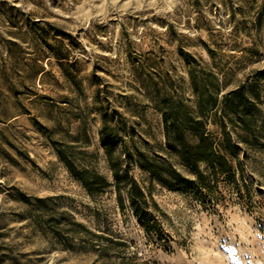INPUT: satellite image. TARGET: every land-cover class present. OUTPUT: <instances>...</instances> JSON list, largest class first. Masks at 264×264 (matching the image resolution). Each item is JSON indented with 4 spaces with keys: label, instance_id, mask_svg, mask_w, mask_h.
<instances>
[{
    "label": "rangeland",
    "instance_id": "obj_1",
    "mask_svg": "<svg viewBox=\"0 0 264 264\" xmlns=\"http://www.w3.org/2000/svg\"><path fill=\"white\" fill-rule=\"evenodd\" d=\"M193 61L222 93L253 83L264 70V0H0V264H111L90 243L53 237L50 215L120 236L138 264H264V140L249 145L226 122L237 186L219 180L211 202L134 167L164 214L151 233L112 188L89 196L55 151L53 142L68 146L77 167L111 180L99 140L106 112L127 144L193 177L165 153L156 105L172 94L194 107ZM219 124L209 112L215 141Z\"/></svg>",
    "mask_w": 264,
    "mask_h": 264
},
{
    "label": "trees",
    "instance_id": "obj_2",
    "mask_svg": "<svg viewBox=\"0 0 264 264\" xmlns=\"http://www.w3.org/2000/svg\"><path fill=\"white\" fill-rule=\"evenodd\" d=\"M188 77L194 107L172 94L160 95L156 105L162 117L164 151L169 158L187 168L193 176L191 178L179 173L173 163L142 152L132 141L129 144L123 141L119 126L108 121L106 112H102L99 140L111 171V180L93 170L77 167L69 147L53 142L59 160L89 196L112 188L118 206L130 208L147 233L160 231L158 216L164 214L152 196L146 195L132 177L134 167L169 190L211 202L216 198L219 180L237 186L236 170L239 171L240 164L236 159L237 147L226 131V122L232 129L246 134L249 139L245 142L249 145L264 140V115L259 108V92L255 90L259 83L264 88V70L256 71L253 83L247 87L239 85L224 93L220 91L214 74L199 67L195 61L189 64ZM247 91H251L252 97ZM211 111L220 113L221 138L218 141L206 129V116ZM58 217L50 215L42 222L51 235L65 245L70 239L77 238L81 245L90 243L98 255L111 264H138L124 253L127 242L120 236L96 234L65 215Z\"/></svg>",
    "mask_w": 264,
    "mask_h": 264
}]
</instances>
